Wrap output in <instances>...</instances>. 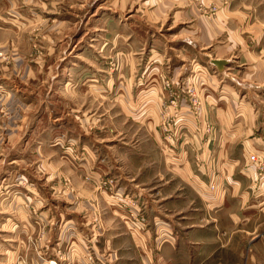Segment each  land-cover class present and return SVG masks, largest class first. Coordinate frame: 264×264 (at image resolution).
Instances as JSON below:
<instances>
[{
  "label": "rangeland",
  "instance_id": "1",
  "mask_svg": "<svg viewBox=\"0 0 264 264\" xmlns=\"http://www.w3.org/2000/svg\"><path fill=\"white\" fill-rule=\"evenodd\" d=\"M210 79L258 114L245 152L258 192L264 0H0V264H159L145 241L179 245L173 264H264V206L218 211L175 172V140L186 115L200 127Z\"/></svg>",
  "mask_w": 264,
  "mask_h": 264
},
{
  "label": "crops",
  "instance_id": "2",
  "mask_svg": "<svg viewBox=\"0 0 264 264\" xmlns=\"http://www.w3.org/2000/svg\"><path fill=\"white\" fill-rule=\"evenodd\" d=\"M245 17L244 14V16L241 17L242 19L236 21L245 22L250 20V18L246 19ZM252 21H260V19H254V16L252 15ZM261 67L263 68L262 64H255V69H258L257 71H260L259 69H261ZM223 72L226 71L223 70L222 74H224ZM219 82L220 81L215 79H210L206 81L204 85L205 87L201 91V97L204 99H200V101L203 102L202 113L197 120L200 127H197L196 122L195 124L189 122V118L186 115V128L182 131V135L175 140V148L177 152V157L173 159V165L176 169L175 172L186 178L187 182L194 189L193 190L190 186L193 190V195L200 199L212 198L213 202L215 200L214 203L219 205L218 211L223 210L227 205V202L231 203V201L235 202V206L242 204L240 206L242 207V200L244 199V204L247 206V200L249 198H251V206L263 207L264 185L261 186V190L258 192L255 191V188H252L254 182L258 180L257 171L254 165L245 159V152L249 149L254 151L256 149L253 146L254 143L259 142L257 137L254 138L252 130V126L256 125L259 119L258 114L252 113L249 104L242 103L245 99L242 98L240 100L235 92L232 91L231 86L228 87L226 84L220 85ZM232 82V86L238 88L242 87L238 82ZM155 108H158L157 103ZM206 123L212 125L214 128V133L209 136L208 141H205V135L200 130L201 126ZM160 140H162V137L157 131L156 141L163 150V145ZM195 149L197 152H202V157L205 158V162H194L191 159V155L192 153L194 154L193 150ZM179 151L181 154L178 156ZM158 163L164 165V162ZM215 177L218 180V186L214 192L210 193L207 189V184L211 183V180ZM168 197L170 198L168 199L169 202L172 201L170 204L175 210L178 207L177 205L180 204L179 199H181L182 202L184 200V194L182 193H178L176 198H174V196L172 197V195ZM170 228H172L171 225ZM28 232L29 229H27V233ZM179 232L180 230L178 231L180 237ZM199 232H201V230ZM203 235L205 234L203 233ZM145 242H139L140 244L137 247L138 249L140 248L143 250L142 255L145 257V260L148 258L153 263L171 264L172 262L173 264L179 258V245H175V247L174 245H166L162 247V249L153 251L151 249H145L148 248L146 246L147 242ZM105 243L108 244L107 241H105ZM179 243H181V241H179ZM22 244L24 248V241L20 240L16 245L15 251H12L13 257L11 261L16 257V253L19 254L22 249ZM63 244V242L58 243L57 247H61ZM57 247H54L53 249H56ZM165 248L169 253H164ZM162 250L163 253H161ZM8 255L11 257V253ZM134 256L136 258L135 260H138L137 256ZM35 258L36 257L32 256L29 257L27 264H34V262L37 261ZM17 259L18 256L12 263L19 264ZM73 259L78 261L76 258Z\"/></svg>",
  "mask_w": 264,
  "mask_h": 264
},
{
  "label": "built area",
  "instance_id": "3",
  "mask_svg": "<svg viewBox=\"0 0 264 264\" xmlns=\"http://www.w3.org/2000/svg\"><path fill=\"white\" fill-rule=\"evenodd\" d=\"M257 163L262 164V165L264 164V162H257Z\"/></svg>",
  "mask_w": 264,
  "mask_h": 264
}]
</instances>
